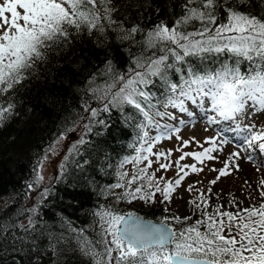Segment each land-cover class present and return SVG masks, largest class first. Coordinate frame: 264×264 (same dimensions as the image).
<instances>
[{
	"label": "snow or ice",
	"instance_id": "1",
	"mask_svg": "<svg viewBox=\"0 0 264 264\" xmlns=\"http://www.w3.org/2000/svg\"><path fill=\"white\" fill-rule=\"evenodd\" d=\"M112 4L113 0H0V96L21 85L50 55L66 51L73 34L96 33L107 39L110 29L118 33L117 40L128 41L139 49L126 72L117 71L109 60L88 77L84 94L99 106L84 101L83 109L88 113L84 134L67 148L58 165L59 177L66 172L67 162L79 154L80 146L87 143L84 136L93 125L105 123L98 119L101 113L113 109L124 114L130 108L133 112L125 114V119L139 118L134 153L121 160L117 182L107 189L117 201L155 203L159 194L160 203L167 204L189 170L199 173L203 168L198 164L219 159L214 153L222 152L228 140L207 137L208 146H204L194 137L191 141L179 137L177 123L190 122L188 118L195 112L189 105L204 109L206 114L215 113L207 115L209 124L218 123L217 117L224 121L247 118L242 128L240 123L236 125L237 130L247 133L244 151L258 149L264 153V125L258 127L253 122L264 114V12H253V0H184L182 14L171 26L160 21L149 29L138 24L126 28L113 19L117 9ZM243 64H247L246 69H242ZM157 83L162 89L159 95L150 87ZM14 109L15 104L0 100V127ZM152 130L154 135H150ZM71 131L74 129H67ZM173 133L181 140L182 148L195 142L201 150L179 148L182 154L177 160L161 163L162 158L171 157L172 150L153 149L162 139H171ZM65 139L66 132L60 133L45 149L28 190L43 183L44 164L59 154ZM186 157L195 163L181 164ZM240 158V151L230 153L222 167L212 169L217 175L209 183L215 185L239 171ZM247 159L251 161L253 156L249 154ZM153 163L159 164L156 171L175 167L176 178L157 177L156 171H150ZM194 184L187 188L197 193L188 202L200 216L193 223H189L190 216L179 215L164 216L153 223L134 213L120 214L102 207L94 213L100 228L96 240L69 222L77 249L91 264H264V180L260 181V202L240 207L233 198L229 205L235 211L219 203L211 205L208 193L212 189L205 192ZM114 189L122 191L116 193ZM49 192V188H43L39 202ZM37 211V206L22 208L0 220V254H14L12 264H41L45 251L56 255L58 246L66 241L63 234L56 236L47 229H38ZM25 215L26 222L18 219ZM173 222L181 226L174 227ZM40 239L49 241L45 248L38 243Z\"/></svg>",
	"mask_w": 264,
	"mask_h": 264
},
{
	"label": "trees",
	"instance_id": "2",
	"mask_svg": "<svg viewBox=\"0 0 264 264\" xmlns=\"http://www.w3.org/2000/svg\"><path fill=\"white\" fill-rule=\"evenodd\" d=\"M183 2L123 0L124 8L113 19L126 28L138 24L149 29L160 21L171 26L182 14ZM253 3V12H264V0H253ZM117 35L110 29L107 39L96 33L91 36L73 34L66 51L50 55L49 60L38 64L21 85L0 96L5 103L15 104L13 114L0 127V220L14 216L22 208L37 206L35 219L38 229L44 228L56 236L63 234L66 237V241L58 246L56 255L45 251L41 264H91V260L77 249L73 238L75 233L69 231L68 224L70 222L77 230L83 229L87 236L96 240L100 228L99 218L94 213L102 207L157 221L170 213L164 211L165 207H170L157 201L158 197L155 203L144 206L138 205V200L117 201L107 191L109 185L117 182L121 160L134 153L132 145L137 141L139 118L125 119V114L133 112L130 108H126L124 114L116 109L101 113L98 119L105 123L94 124L92 131L84 136L87 143L80 146L79 154L67 162L64 175L59 177L58 174L43 186L50 192L42 203L39 202V192L43 188H36L38 194L34 192L36 189L30 191L27 188L34 179L38 159L60 133H67L69 128H79L84 134L83 124L87 123L88 116L83 109L84 101L88 99L92 107L99 106L84 94L88 77L109 60L117 71L126 72L131 57L139 53V49L130 42L117 40ZM241 67L246 69L247 64ZM150 87L157 95L162 90L159 83ZM113 191L119 193L122 190ZM189 216L192 218L189 223L200 218L197 213ZM18 219L26 222V215ZM173 224L177 228L181 226ZM38 243L45 248L49 241L40 239ZM13 255L0 254V264H12Z\"/></svg>",
	"mask_w": 264,
	"mask_h": 264
},
{
	"label": "rangeland",
	"instance_id": "3",
	"mask_svg": "<svg viewBox=\"0 0 264 264\" xmlns=\"http://www.w3.org/2000/svg\"><path fill=\"white\" fill-rule=\"evenodd\" d=\"M123 0H113L112 6L117 9L116 12L113 13V16L118 13L122 7ZM190 110H195L193 118H188L190 122L188 124H182L180 127V131L178 133L179 137L182 140H192L194 137L196 141H199L204 146H208L205 141L207 137H216L218 140L224 139L228 140L229 143L222 145L223 151L219 153H214V155H218L219 159L212 161H205L203 165L198 164V167H202L203 171L199 173H191L189 170V175L185 177L184 181H182L181 186H179L176 191L172 194V199L167 203L169 208V215H179L181 217L192 215L195 210L189 205V201L194 199L197 196L196 191L189 192L187 191L188 185L194 184V187L197 189H202L207 192L208 188H211V193H208L210 197L211 205L215 206L216 204L225 205L227 210L235 211L231 205H229V201L235 198L236 201L240 202V207H248L252 204H258L260 202V181L264 180V153H260L258 149L252 150L250 152H245V145L243 143L245 135H247L246 131L237 130V123L241 124V128L243 124L248 122L247 118L240 120L239 118L236 121H224L217 117L218 123L209 124L207 122V115H210L211 111L205 113L204 109L198 108L196 105H189ZM196 113H200L201 118L195 117ZM204 114L206 116H204ZM199 116V114H197ZM211 115H215V113H211ZM182 116H186V114H182ZM206 118V120H205ZM258 127L264 125V114L258 115L253 121ZM168 123H176L175 121H168ZM177 125H180L177 123ZM176 125V126H177ZM228 125V126H227ZM232 131L230 134L228 131ZM74 129V128H73ZM225 132V133H223ZM72 135L70 132H67V139L63 141L60 146V151L57 156L51 157L48 161L45 162L43 168V175L45 177L43 183L39 188H43V186L47 185L51 182L58 174L59 168L58 165L62 161V157L66 149L74 142L78 141L82 134L79 128L74 129L72 131ZM220 137L219 135H222ZM155 130L150 132V135H154ZM229 134V135H228ZM236 136L239 138L238 141H233L230 136ZM182 148L181 140L177 139V134L173 133L171 139H162L159 143H157L153 149L154 152L172 150V155L168 160L161 159V163H167L169 161H175L182 154L181 151H177V149ZM201 148L195 142H192L187 147H183L182 151H199ZM234 151H240L241 157L237 162L239 163L240 170L233 171L231 175L221 178V180L215 184L211 185L209 182L214 179L217 175V172L212 171L213 168H220L223 166V161L229 156L230 153ZM251 154L253 159L249 161L247 156ZM155 161V157H151ZM146 163V162H145ZM195 161L191 157H186L181 164H192ZM131 165H126L127 169H131ZM159 164L153 163L150 171H156L158 169ZM156 176H163L165 180L175 179L176 178V169L175 167L170 168L168 170H159L156 171ZM38 189V188H37ZM37 189L34 191L38 194ZM41 192V190H40ZM39 192V193H40ZM157 201L160 202L162 197L157 194ZM156 197V198H157ZM249 197H253L254 199H250ZM140 203V204H139ZM138 205L147 206L148 203H145L141 200H138ZM199 214V213H197Z\"/></svg>",
	"mask_w": 264,
	"mask_h": 264
},
{
	"label": "water",
	"instance_id": "4",
	"mask_svg": "<svg viewBox=\"0 0 264 264\" xmlns=\"http://www.w3.org/2000/svg\"><path fill=\"white\" fill-rule=\"evenodd\" d=\"M72 134H73V133H71V135H72ZM135 215H136V214H135ZM137 216H139V215H137ZM139 217L143 218L144 221H151V222H153V223L158 222V221L153 220V219H150V218H146V217H142V216H139Z\"/></svg>",
	"mask_w": 264,
	"mask_h": 264
}]
</instances>
